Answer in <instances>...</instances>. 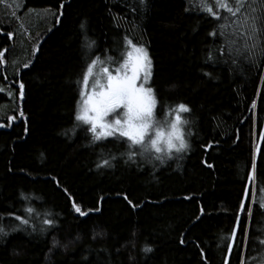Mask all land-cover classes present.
I'll return each mask as SVG.
<instances>
[{
  "label": "trees",
  "instance_id": "1",
  "mask_svg": "<svg viewBox=\"0 0 264 264\" xmlns=\"http://www.w3.org/2000/svg\"><path fill=\"white\" fill-rule=\"evenodd\" d=\"M205 3L219 19L199 0H0V264H264V33L245 47L248 0ZM126 40L153 118L189 109L184 150L75 119L87 66Z\"/></svg>",
  "mask_w": 264,
  "mask_h": 264
},
{
  "label": "snow or ice",
  "instance_id": "2",
  "mask_svg": "<svg viewBox=\"0 0 264 264\" xmlns=\"http://www.w3.org/2000/svg\"><path fill=\"white\" fill-rule=\"evenodd\" d=\"M199 2L203 11L213 16V18H220L213 12L211 6L206 5L205 0H199ZM216 3L218 8L227 11L233 17L237 16L243 8L242 0H237L235 11L227 4L222 3L221 0H216ZM242 20L243 24L246 25L247 37L251 41L250 45L245 43V47L255 49L261 44L260 36L264 33V0H248V8ZM226 26L221 24L219 27L224 29ZM81 27L83 28V25ZM7 35L9 38L12 37V33ZM212 35H215V33H212ZM94 43V41L89 42L87 46L91 48ZM125 43L129 50L122 53L123 61L120 67L115 69L116 74L112 75L107 68H102L101 71L106 82L101 84L97 79L92 84L93 90L91 92H81V95L86 98L83 100L81 110L77 112L75 119L82 121L85 125H90L87 130L93 134V140L118 134L120 137H126L133 145L145 147L147 143L156 152L163 150L161 144H166L169 151L173 148L177 152L184 150L187 145L182 132L178 128V124L182 122L179 113L187 112L189 109L183 104L177 106L176 114L172 117L170 131L167 133L156 126L153 119L156 106L153 90L150 87L145 88L143 83H137L142 77L144 81H147L150 77L151 60L142 46L133 45L128 40ZM2 56L3 52H0V57ZM110 59L111 57H109ZM96 62L97 60L93 59L83 74L82 87L84 89H87L89 85V76L92 74ZM20 89V95L23 96L22 84ZM118 109L122 110V115L117 113ZM110 113L120 116V118H114L111 122H108L106 118L109 117ZM133 155L135 153L130 152L129 158ZM104 163L107 164L108 162L104 161ZM128 202L131 204V201ZM72 207L81 216L86 215L75 202H73ZM26 211L31 212V209ZM15 219L22 224L28 223L27 220L19 216ZM44 223L52 224V221L45 220ZM0 232H3V228H0ZM261 243L264 244V241H261ZM144 250L151 251L149 248Z\"/></svg>",
  "mask_w": 264,
  "mask_h": 264
},
{
  "label": "rangeland",
  "instance_id": "3",
  "mask_svg": "<svg viewBox=\"0 0 264 264\" xmlns=\"http://www.w3.org/2000/svg\"><path fill=\"white\" fill-rule=\"evenodd\" d=\"M149 57V56H148ZM3 60V58L1 59ZM123 61V58L118 62H110L109 60H97L96 64L93 66V69H92V74L89 76V85L87 87V89H84L83 87V91H87V92H91L93 90L92 88V84L94 83L95 80H99L101 84L105 83V77H104V74L103 72L101 71L102 68H107L108 71L112 74V75H115L116 72H115V69L119 68L121 63ZM3 62V61H2ZM152 69V68H151ZM151 78H152V73L150 75V77L147 79V81H144L143 80V77L141 78L140 81H138L137 83L140 84V83H143V86L145 88H152L150 84V81H151ZM98 90V89H97ZM153 90V89H152ZM86 97L82 96V99H81V103H80V107H79V111L81 110V107H82V102L83 100L85 99ZM117 113L118 114H121L122 115V110L121 109H118L117 110ZM154 113H155V110H154ZM154 115V114H153ZM114 118H120V116H117V115H114V114H109V117L106 118V120L108 122H111L112 119ZM154 119V123L156 124L157 127H159L160 129H162L163 131H165L166 133L168 131H170V125H171V122H172V119H168V118H164V119H155V117L153 118ZM90 126V125H88ZM178 128L179 130L182 132L183 129H182V124H178ZM106 138H109V137H106ZM184 139V138H183ZM146 141H147V137H146ZM146 147L148 146V144L146 143L145 145ZM163 150H168L167 149V146L166 144H161L160 145ZM149 147V146H148ZM174 149V148H173Z\"/></svg>",
  "mask_w": 264,
  "mask_h": 264
},
{
  "label": "water",
  "instance_id": "4",
  "mask_svg": "<svg viewBox=\"0 0 264 264\" xmlns=\"http://www.w3.org/2000/svg\"><path fill=\"white\" fill-rule=\"evenodd\" d=\"M0 129H3V125H0Z\"/></svg>",
  "mask_w": 264,
  "mask_h": 264
}]
</instances>
